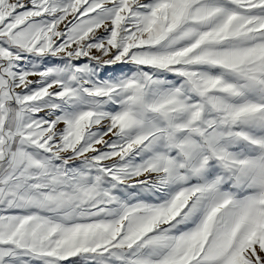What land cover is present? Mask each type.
<instances>
[{
    "label": "snow or ice",
    "instance_id": "obj_1",
    "mask_svg": "<svg viewBox=\"0 0 264 264\" xmlns=\"http://www.w3.org/2000/svg\"><path fill=\"white\" fill-rule=\"evenodd\" d=\"M0 264H264V0H0Z\"/></svg>",
    "mask_w": 264,
    "mask_h": 264
}]
</instances>
